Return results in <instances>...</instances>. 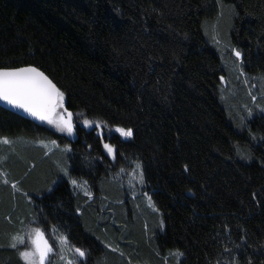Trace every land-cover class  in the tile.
Instances as JSON below:
<instances>
[{"label":"trees","instance_id":"16d2710c","mask_svg":"<svg viewBox=\"0 0 264 264\" xmlns=\"http://www.w3.org/2000/svg\"><path fill=\"white\" fill-rule=\"evenodd\" d=\"M26 66L75 137L0 106V264L31 225L77 264H264V0H0V68Z\"/></svg>","mask_w":264,"mask_h":264},{"label":"snow or ice","instance_id":"6c2138e0","mask_svg":"<svg viewBox=\"0 0 264 264\" xmlns=\"http://www.w3.org/2000/svg\"><path fill=\"white\" fill-rule=\"evenodd\" d=\"M234 54L238 58L241 57L239 51L234 50ZM223 79L221 77V80ZM245 83H247V80H245ZM252 98L253 100L256 99L255 97ZM0 100L23 109L40 120L53 124L59 131L67 132L69 136L75 132V125L72 121L73 114L64 107V93L43 72L35 67L0 68ZM58 109H62V111H58ZM261 110L264 111V109ZM250 115L251 110H249ZM83 124L86 127H92L94 124L97 128L101 127V122L87 119L83 121ZM116 131L125 138L133 136L131 128L117 127ZM0 143H10V141L4 138ZM103 148L112 159L116 158L114 145L104 143ZM68 150L70 151V149ZM140 167L139 164L136 165V169ZM185 168L187 169V165H185ZM61 171L65 176L69 175L68 168L62 167ZM121 171L123 172L124 169H121ZM133 176H136L135 169H133ZM139 181L143 183L142 171L139 173ZM71 184L82 189L85 195L91 196V192L87 188V181L80 183L76 179H71ZM48 191H51V189L49 188ZM52 231L55 235L56 230L52 229ZM27 236L30 246L19 252L20 257L26 264H50L49 256L53 253V247L45 236V232L41 228H31L27 232ZM56 241L62 249H66L80 258L86 256L85 251L80 248L67 247L66 236H58ZM24 244L25 236L17 235L13 237L10 247L17 249L18 246ZM225 251L229 252L231 250L225 248ZM175 255L179 257L183 254L177 252ZM61 259L65 260L66 264H74L72 259H68L65 256H62ZM217 264H219V261Z\"/></svg>","mask_w":264,"mask_h":264},{"label":"rangeland","instance_id":"374dc122","mask_svg":"<svg viewBox=\"0 0 264 264\" xmlns=\"http://www.w3.org/2000/svg\"><path fill=\"white\" fill-rule=\"evenodd\" d=\"M240 58V57H239ZM64 107H65V96H64ZM66 108V107H65ZM58 111H62V109H58ZM97 121V120H96ZM45 124H47V125H49V126H52L53 128H55V129H57L53 124H51V123H49V122H47V121H43ZM99 122V121H98ZM93 127H96V125L94 124L92 127H86V128H88V129H90V128H93ZM101 127H102V124H101ZM100 127V128H101ZM99 128V129H100ZM116 129L117 128H115V129H113V130H111V131H113V132H115V133H117V134H119L120 135V137H122L123 139H128V138H125V137H123V136H121V134L119 133V132H117L116 131ZM65 133H67V132H65ZM71 137L72 138H74L75 137V133L73 134V135H71ZM111 157V156H110ZM112 158V157H111ZM138 164V163H137ZM136 164V165H137ZM136 165L135 166H133L131 169H130V171L128 172V173H133V169H135L136 171H137V169H136ZM140 165V164H139ZM140 169V168H139ZM133 175V174H132ZM71 179H73V178H71ZM71 179H70V181H71ZM77 180V179H76ZM135 180H137L136 179V176L135 177H133L132 179H130V181H135ZM78 182H80V183H82V182H84V181H82V180H77ZM87 188H88V185H87ZM89 191V190H88ZM138 195L139 194H135V198H138ZM143 197H144V203L147 205V206H149L150 208H152L153 210H156V207L154 206V203H153V201H152V198H151V196H150V194H146V193H144L143 195H142ZM137 201V205H140L141 203L139 202V200H136ZM31 228H39L38 226H35V225H31L30 227H28V229L26 230V232L23 234L24 236H25V244L23 245L24 246V249H25V247H29L30 246V243H29V239H28V236H27V232L31 229ZM45 236H47L46 234H45ZM50 244H52L51 242H49ZM53 247V246H52ZM70 248H73V247H71V246H69ZM58 255H60V256H64V255H68L69 256V259H71V255H75L74 253H72V252H69V251H67L66 249H62V248H60L59 247V245L56 247V248H53V253H51L50 254V256H49V261H50V259H51V257H53V256H58ZM76 256V258L78 259H80V257H78L77 255H75ZM73 262H74V260H73ZM74 264H75V262H74Z\"/></svg>","mask_w":264,"mask_h":264},{"label":"water","instance_id":"95a60500","mask_svg":"<svg viewBox=\"0 0 264 264\" xmlns=\"http://www.w3.org/2000/svg\"><path fill=\"white\" fill-rule=\"evenodd\" d=\"M26 67H32V66H26ZM20 68H21V67H20ZM44 75H45V74H44ZM47 77H48V76H47ZM48 78H49V77H48ZM49 79H50V78H49ZM50 80H51V79H50ZM52 82H53V81H52ZM0 106L5 107V108H7V109H9V110H12V111H14V112H17V113H19V114H21V115H23V116H25V117L31 118V119H33V120H36V121H44V120H40L39 118H37V117L31 115L30 113H28L27 111H25V110H23V109H20V108L14 107V106H12V105L6 103V102L3 101V100H0Z\"/></svg>","mask_w":264,"mask_h":264},{"label":"crops","instance_id":"0c3cea01","mask_svg":"<svg viewBox=\"0 0 264 264\" xmlns=\"http://www.w3.org/2000/svg\"><path fill=\"white\" fill-rule=\"evenodd\" d=\"M47 235V234H46ZM58 236H60V235H58ZM57 235H54V234H50L49 236L47 235L46 237H47V239H48V241L49 242H51L52 243V246H53V248H56L58 245H59V243L56 241V237H58ZM70 245L68 244V242H67V247H69ZM59 247L61 248V246L59 245ZM72 247V246H71ZM58 256H60V255H58ZM62 257V256H61ZM84 258V257H83ZM75 264H77V263H75Z\"/></svg>","mask_w":264,"mask_h":264}]
</instances>
